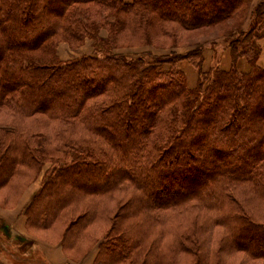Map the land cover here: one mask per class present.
<instances>
[{"label":"trees","instance_id":"obj_1","mask_svg":"<svg viewBox=\"0 0 264 264\" xmlns=\"http://www.w3.org/2000/svg\"><path fill=\"white\" fill-rule=\"evenodd\" d=\"M213 28L228 69L204 70V39L118 51ZM263 37L264 0H0V189L42 173L26 225H61L64 250L109 221L93 264H264Z\"/></svg>","mask_w":264,"mask_h":264},{"label":"rangeland","instance_id":"obj_2","mask_svg":"<svg viewBox=\"0 0 264 264\" xmlns=\"http://www.w3.org/2000/svg\"><path fill=\"white\" fill-rule=\"evenodd\" d=\"M259 1L261 0H252L253 6L256 5ZM224 7V6H223ZM250 25V22L247 21L246 27ZM106 32L103 31V34ZM180 37L177 38L176 41H178L177 47L172 50V49H167L164 50L163 48H158V47H170L171 44L173 43L171 38L165 37L162 40L155 39V42L158 44L155 46H140V47H130V48H121L118 51H120L123 54L127 55H134L135 53H141L144 51H151L156 55L159 54H169L171 52H174L176 54L178 53H185L187 52L190 48H193V45L188 46L189 44H193L196 42L198 39H204L206 42V45L204 46V53H206V60L204 63V70L209 69L210 67L218 66L221 68H224L229 66H226V56L223 58V55L225 51L228 49L227 47V42L225 41L224 37H220L218 39V36H220V31L218 28H213V29H207L204 31H199V32H183L181 31ZM211 42L207 40H211ZM215 39V40H214ZM260 46L262 47L261 51L263 52V60H264V37L261 38L259 41ZM171 43V44H170ZM85 45V46H84ZM83 46L79 47L78 49H72L67 42H59L57 46V53L59 55V58L62 61H67L70 59H74L76 57H80L84 54H94L95 51L92 46V40L88 39L86 40L85 44ZM61 46H65V49L61 50ZM83 47V48H82ZM210 54H208V53ZM70 57V59H69ZM68 58V59H67ZM210 58V60H209ZM67 59V60H66ZM181 68L186 72L188 83L190 86H194L197 81L198 77V69H196L193 65L188 60H183L181 63ZM260 64L264 66L263 61H260ZM240 67L242 70H245L246 68L249 69V64L247 63L246 60H242L240 62ZM35 119H30L28 120L27 124L25 126L26 132L27 131H34L37 129H40L38 131H42L41 126L34 121ZM49 166V165H48ZM48 166H45L48 167ZM28 174H20V175H15L14 179L10 184H6L0 189V207L4 209H12L16 203L19 201L20 197L25 193V191L32 186L31 184H34L37 179L33 181L32 178H29L27 176ZM39 177V176H38ZM101 224V225H100ZM110 222H98V224H94L87 228L85 232L82 233L80 239H79V248L76 249H66L64 250V253H67L73 260H80L85 253L88 251V249L91 247L93 242H95L99 237L103 236V232L106 230V228L109 226ZM99 225V226H98ZM105 225V226H104ZM61 225H57L53 227L50 230H40V229H33L26 227L27 230L31 235H34L35 237L44 240L49 243H57L58 242V233L61 230ZM63 231V229L61 230ZM3 231H0V252L4 256V258H9V259H16L19 261H22V255L23 252L27 249L26 253L28 254H33L34 253V247L32 248L31 245L28 247L27 242H19L16 244V247H12L8 245L6 242H3ZM3 234V235H2ZM91 234L95 235V237H91ZM221 234V233H220ZM2 236V238H1ZM219 235H215L213 238H209V236H206V247H211L212 253L215 254L216 251L218 250V243H219ZM91 241V244H89V241ZM216 244V246H215ZM90 248V249H91ZM34 253V257H36ZM169 258H170V253H168ZM226 257V256H225ZM171 258L174 259V256L171 255ZM247 264H254L252 262L246 261ZM24 264V263H22ZM262 264V263H259Z\"/></svg>","mask_w":264,"mask_h":264},{"label":"crops","instance_id":"obj_3","mask_svg":"<svg viewBox=\"0 0 264 264\" xmlns=\"http://www.w3.org/2000/svg\"><path fill=\"white\" fill-rule=\"evenodd\" d=\"M63 49H65V46H61V50ZM262 51L259 57V64L260 61H263L264 63ZM204 55L206 60V53H204ZM225 56H226V66H227L231 63L229 49L225 51L223 58ZM228 68L229 66L225 67V69ZM247 70L248 69L246 68L245 71ZM42 175L43 174L41 173V175L37 178V181H35L34 184H31L32 186H30L25 191V193L20 197L19 201L12 209H4L0 207V231L4 232L3 233L4 235L2 234L3 238L1 236L3 242H6L8 245L12 247H16V244L19 242H25V243L27 242L26 245L27 247L29 245H31L32 248L34 247L35 250L34 253H36L35 254L36 257H34V253L33 254L26 253V251L30 249H27L23 252L22 261L4 258V256L0 252V264H13V263L18 264L17 262H21L24 264H93L97 253L96 248L93 249L88 254H86L85 256H83L80 260H73L67 253H64V249L62 248L61 242H57L55 244L46 242L44 240L35 237L34 235H31L27 230L26 215L24 211L26 206L29 204L32 197L34 196V194L40 189ZM48 252L50 254H54V257L58 254L59 257L56 259H53L54 257L48 258L46 255V253ZM7 259L10 261V263L7 262Z\"/></svg>","mask_w":264,"mask_h":264},{"label":"bare ground","instance_id":"obj_4","mask_svg":"<svg viewBox=\"0 0 264 264\" xmlns=\"http://www.w3.org/2000/svg\"><path fill=\"white\" fill-rule=\"evenodd\" d=\"M46 255H47L48 258H50V257H54V254H50L49 252L46 253ZM58 257H59V255L57 254L53 259H56V258H58Z\"/></svg>","mask_w":264,"mask_h":264}]
</instances>
